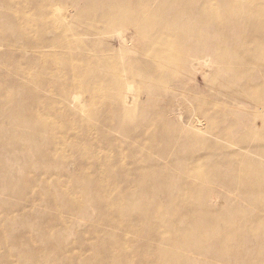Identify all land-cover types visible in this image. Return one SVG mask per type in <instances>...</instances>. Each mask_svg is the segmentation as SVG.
Segmentation results:
<instances>
[{"label":"bare ground","instance_id":"obj_1","mask_svg":"<svg viewBox=\"0 0 264 264\" xmlns=\"http://www.w3.org/2000/svg\"><path fill=\"white\" fill-rule=\"evenodd\" d=\"M212 1L202 0L200 5L198 0L3 1L6 10L0 22V59L9 62L10 57L2 50L6 47L16 54L15 61H24L21 70L24 75L32 72V64L42 65L39 74L29 76L21 87L32 92L29 104H38L41 113L35 117L20 110L18 103L23 98L5 99L0 120L9 126L6 128L9 135L34 138L25 131L27 125L38 127L63 118L72 120L73 125L80 127L82 137L73 145L74 150L80 154L90 152L93 162L99 159L98 148L103 149L105 158L99 163L100 168L109 174L120 173L122 185L114 182L116 189L121 190L118 193L132 189L133 199L126 204L130 214H120L123 236L105 233L96 241L81 240L85 248L93 251V260L85 264H188L189 257L185 254L199 248L205 238L210 237L212 245L225 243L222 236L227 215L221 213V208L228 197L210 187L211 179L220 174L227 175L229 184L241 192L250 208L254 207L251 212L238 214L244 216L240 223L251 222L247 228L250 235H264V206L255 202L259 190L253 186V176L264 169V107L257 108L262 113L258 117L263 120L262 125L246 126L239 136L245 138L246 129H251L252 149L243 147L240 152L235 142L226 141L230 147H225L226 144L210 138L221 139L207 130L203 117L188 122L185 107L180 103H197L200 114L209 118L214 101L203 96L208 89L216 90L218 102L233 104L239 113L250 106L245 89L236 81L218 84L213 76L205 78L203 88L190 75L180 81V48L200 38L189 31L192 22L210 25L218 16L225 17L224 12L232 5L240 6L236 0H215L224 7L214 11ZM263 8L262 4H253V14L248 15L244 30L248 35L264 32V24L259 22ZM236 20L238 26L243 24L242 17ZM219 28L211 32L231 35L229 30ZM232 35L239 36V31ZM244 52L251 51L246 49L230 56L214 51L213 54L216 61L239 75L258 69L257 57L245 61ZM191 70L193 74L196 69ZM182 83L190 84L191 88L182 86L181 93ZM0 88H3L1 84ZM187 96L196 98L197 102ZM260 102V99L252 100V107ZM61 111L65 112L62 117ZM229 112L227 109L222 115ZM13 118L16 121L11 124ZM174 124L180 129H174ZM257 128H261L258 137L254 134L258 133ZM114 132L122 138L110 148L109 144L116 138ZM125 134L132 140L128 145L122 141L127 137ZM0 141L8 152L16 146V141L10 139ZM35 144L37 154L52 152V148L42 147L38 139ZM213 152L218 155L205 156ZM172 156L176 158L173 163ZM60 160L63 162L64 158H57L54 163ZM194 160L200 164L197 185L190 171L184 172ZM212 174L214 177L210 178ZM78 179H72V188L77 190L74 182L79 183L78 190L92 195L90 204L111 220L110 210L121 209L123 204L121 197H115V202L107 200L115 191L110 190L112 185L103 187L92 176ZM10 189L16 198L22 196L20 186ZM67 206L68 217L83 207L78 201H69ZM138 209L142 210L132 213ZM62 215L57 214L55 220ZM27 218L30 217L25 214L22 219ZM147 224L151 226L148 231L144 229ZM180 224L186 228L180 229ZM33 238L32 234L19 233L11 242L13 248L19 249L16 256L21 257L20 264H77L81 259L68 254L75 244L64 243L62 247L46 244L42 250L34 246ZM229 247L222 254L224 257L232 250ZM27 250L40 253L41 260L27 257Z\"/></svg>","mask_w":264,"mask_h":264},{"label":"rangeland","instance_id":"obj_2","mask_svg":"<svg viewBox=\"0 0 264 264\" xmlns=\"http://www.w3.org/2000/svg\"><path fill=\"white\" fill-rule=\"evenodd\" d=\"M4 0H0V22H2L3 13L6 8L3 4ZM12 1V0H11ZM236 0L239 8L231 6L227 9L224 16H218L215 18L214 23L210 25H197L192 22L189 31H193L198 35V39L187 43L184 47L180 48V81L185 79L186 75H190L195 78V81L200 88L204 87L205 78H212L214 76V83H226L236 81L241 89H245L246 101L249 107L244 113H239L233 104H223L218 102V95L216 90H204L205 99L213 100V105L210 107L209 118L200 114L201 110L197 109V103L181 101L185 107V115L188 122H196L199 118H204L203 123L206 122L207 130L215 132L220 136V140L211 137L218 143L226 144L225 147H230L227 142H235L238 146L236 148L243 152L242 148L252 149L251 139L249 134L252 133L251 129H246L245 133L248 134L245 138H241L240 133L246 126L255 124L257 127L262 125L263 120L258 118L262 115L259 113V107H264V32H256L252 35H248L244 32L245 25L248 23V15L253 14L251 11L254 3L264 5V0ZM202 0H198L200 5ZM211 7L214 11L222 9L220 1H212ZM17 11V7L14 8ZM241 11V12H240ZM23 12L19 14L22 17ZM242 17V23L237 25V18ZM259 22L264 24V8L259 15ZM4 23H8L4 19ZM31 25V24H30ZM225 29L229 30L231 35L228 37L213 34V29ZM239 31V36L234 37L232 33ZM208 34V37L204 35ZM115 45V44H114ZM248 49L249 53L244 52L243 56L245 61L249 58L257 57L258 69L248 72L243 71L239 75L234 74L231 69L226 68L216 61L213 51L215 53H225L233 55L238 51H244ZM9 57L7 60L2 61L0 59V84L3 88H0V111L4 108L6 102L5 99L10 98H23L19 104V109L24 112L31 113L35 117L39 115L38 104H29V101L33 99V94L29 90H23L21 87L23 82L30 79L29 76L38 75L41 63L32 64L30 74L24 75L21 70L25 66L24 61H15V53H12L8 48L2 49ZM189 64L187 65V63ZM23 63V64H22ZM196 63V64H195ZM45 66V64L43 65ZM193 67V68H191ZM191 69L194 70L192 74ZM49 73V69H47ZM20 86V87H19ZM182 86L191 88L190 84H180L181 93L183 92ZM185 92V91H184ZM190 100L196 101V98L187 96ZM260 99V103L252 107V100ZM216 100V103H215ZM230 110L227 115H222V112ZM193 112V114H192ZM62 117L65 112H60ZM259 113V114H258ZM82 116V114L80 113ZM16 119L13 118L12 122ZM7 126L3 120H0V140L10 139L16 141L12 146L11 152L7 151V147L0 141V264H20L21 257L16 256L19 249L13 248L11 242L19 233L34 235L33 244L37 248H43L45 245H57L62 247L64 243L75 244V249L69 252L73 257L80 256V261L77 264H85L87 261L93 260V251L89 248H85L81 240H97L104 236L105 233L114 234L117 237L123 236L120 214L127 216L130 214V209L126 206L133 196L132 189L126 188L121 193V190L116 187L122 185V177L119 172L109 174L105 169H101L99 163L104 160L105 156L102 155L103 149L98 148L99 159L93 161L90 152L80 154L73 148L75 142L81 140L80 127H76L72 124V120L65 118L48 123L47 125H41L33 127L27 125L25 127L26 132L32 133L34 138H19L18 136L12 137L7 132ZM174 129H180L179 125L174 124ZM51 129V132H50ZM74 131V134H73ZM258 133H254L257 137L260 135L261 128H257ZM87 134L86 130L85 133ZM116 138L109 144L112 148L119 143L121 134L114 132ZM126 135V134H125ZM79 136L77 139L76 137ZM123 138V143L128 145L131 143V138ZM38 139L41 142L42 147L52 148V152H42L37 154L35 140ZM227 141V142H226ZM221 143V144H222ZM222 144V145H223ZM215 152L206 154L207 157L214 158ZM222 154V153H219ZM153 159L156 160V154L153 153ZM264 156V153L262 154ZM63 157L64 164L60 160L54 163L57 158ZM129 161V160H126ZM176 161L174 156L171 157V163ZM92 162V164H90ZM264 163V160H263ZM204 165V163H203ZM184 169V168H183ZM182 169V170H183ZM189 170L194 183L199 184V169L200 164L194 160V163L184 169ZM92 176L99 179L100 185L107 187L112 185L110 189L115 190L113 195L108 197L107 200L114 201V198H122L123 204L121 209L114 207L110 210L111 220L106 219L104 215H100L98 209L90 204L92 195H88L78 190L79 183L74 182V186L77 190L72 188V179L86 178ZM214 177L212 174L210 178ZM22 179V181H20ZM212 184L210 187L215 190L216 193L225 195L228 198L226 203L223 204L222 212H226L227 223L224 226V233L222 238L225 243L220 241L218 244L212 245L210 237L205 238L199 248L188 250L189 257L188 264H264V235L252 236L248 233L247 228L251 226V222L246 221L243 224L240 221L243 220V215H238L243 211L251 212L254 210L250 208L246 203L245 198L241 192L234 186L229 184L230 178L227 175L214 177L211 179ZM253 186L256 187L258 197L255 198V202L258 206H264V169L261 172H257L253 176ZM80 181V180H79ZM117 185L114 186V182ZM226 183V186H224ZM10 186L21 187L22 196L16 198L12 194ZM109 190V191H110ZM69 201H78L82 204L80 210L75 212L76 216L68 217L65 212L68 210L67 203ZM115 202V201H114ZM126 206V207H125ZM237 207H240L238 209ZM142 209L133 211L132 213L140 212ZM131 213V214H132ZM25 214L30 218L26 220ZM57 214H63L60 219L55 220ZM24 216V217H23ZM82 217L83 220H80ZM115 221V223H113ZM164 226V225H163ZM93 227V230L91 228ZM151 227L149 224L144 228L145 230ZM186 228L180 224V229ZM101 231V233H100ZM99 232V233H98ZM194 239V238H193ZM30 241V240H28ZM180 249L183 248L180 238ZM230 244V245H229ZM232 246V250L228 251V256L224 257L222 254L226 253L227 247ZM202 248V252L200 251ZM193 253H199L195 256ZM26 256L32 260H41L40 253L32 250L26 251ZM197 257V260L195 258ZM83 260V261H82ZM180 264V263H178Z\"/></svg>","mask_w":264,"mask_h":264}]
</instances>
